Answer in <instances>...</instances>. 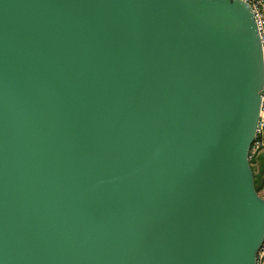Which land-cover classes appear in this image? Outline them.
Masks as SVG:
<instances>
[{
  "label": "water",
  "instance_id": "1",
  "mask_svg": "<svg viewBox=\"0 0 264 264\" xmlns=\"http://www.w3.org/2000/svg\"><path fill=\"white\" fill-rule=\"evenodd\" d=\"M263 83L242 0H0V264H256Z\"/></svg>",
  "mask_w": 264,
  "mask_h": 264
},
{
  "label": "built area",
  "instance_id": "2",
  "mask_svg": "<svg viewBox=\"0 0 264 264\" xmlns=\"http://www.w3.org/2000/svg\"><path fill=\"white\" fill-rule=\"evenodd\" d=\"M246 2L253 13L255 23L260 36L261 47L263 51L264 59V0H242ZM264 150V83H263V93L260 100V109L258 115V121L256 125V131L254 140L249 149V162L252 160V156L255 152ZM256 264H264V242L260 247L256 255Z\"/></svg>",
  "mask_w": 264,
  "mask_h": 264
},
{
  "label": "rangeland",
  "instance_id": "3",
  "mask_svg": "<svg viewBox=\"0 0 264 264\" xmlns=\"http://www.w3.org/2000/svg\"><path fill=\"white\" fill-rule=\"evenodd\" d=\"M264 156V150L260 149V151L255 152V154L252 156V160L250 162L251 168L255 170V174L258 177L257 180V186L259 187L258 194L262 197H264V174L259 178L258 176V169H259V162H260V157Z\"/></svg>",
  "mask_w": 264,
  "mask_h": 264
},
{
  "label": "trees",
  "instance_id": "4",
  "mask_svg": "<svg viewBox=\"0 0 264 264\" xmlns=\"http://www.w3.org/2000/svg\"><path fill=\"white\" fill-rule=\"evenodd\" d=\"M252 171H253V180H254V187H255V190L259 191V187L257 186V180H258V177L257 175L255 174V170L253 169V167L251 168ZM259 173H258V176L259 178H261V176L264 174V156L263 157H260V162H259V169H258Z\"/></svg>",
  "mask_w": 264,
  "mask_h": 264
}]
</instances>
